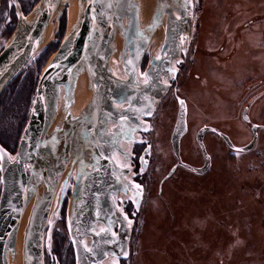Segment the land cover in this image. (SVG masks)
I'll return each instance as SVG.
<instances>
[{"label": "water", "instance_id": "water-1", "mask_svg": "<svg viewBox=\"0 0 264 264\" xmlns=\"http://www.w3.org/2000/svg\"><path fill=\"white\" fill-rule=\"evenodd\" d=\"M69 1L37 0L24 13L19 1L11 0L16 22L0 49V95L51 41L43 44L46 28L50 22L58 24ZM76 6L73 28L66 30L38 77L15 152L0 145V264L14 257L19 234L22 264H43V232L72 171L67 229L75 264H106L109 258L119 264L128 255L134 220L118 202L132 198L136 212L142 195L132 182L131 147L141 137L139 130L147 132L145 118L154 112L186 55L193 31L192 0H155L144 25L138 0H76ZM82 75L90 102L60 127L58 103H71L75 79ZM245 112L246 107L242 118L249 122ZM186 125V105L179 100L170 133L176 163L162 181L176 166L202 174L209 165L207 157L198 167L180 159ZM262 127L251 123V138L243 145L219 134L231 149L247 152ZM206 129L196 132L204 156ZM146 164L147 159L141 161V169ZM131 186L136 187L133 196Z\"/></svg>", "mask_w": 264, "mask_h": 264}, {"label": "rangeland", "instance_id": "rangeland-1", "mask_svg": "<svg viewBox=\"0 0 264 264\" xmlns=\"http://www.w3.org/2000/svg\"><path fill=\"white\" fill-rule=\"evenodd\" d=\"M22 1L27 13L37 0ZM10 4L0 0V48L10 34L3 31V21L15 14ZM192 21L183 74L178 69L180 75L155 108L146 134L150 154L144 186L139 209L130 217L128 255L119 264H264V127L247 152L231 150L216 134L205 135L209 169L199 175L178 166L162 181L176 162L170 144L175 95L186 104L180 155L193 165L202 164L195 142L200 126L221 130L236 145L250 140L251 123L264 126V0H192ZM66 30L65 17L56 43ZM42 49L1 100L0 113L14 130L23 129L38 77L54 52L42 55ZM245 107L249 122L242 118ZM124 200L118 205L126 213ZM55 208L48 222L57 217ZM63 225L60 220L54 224V250L64 251L61 236L68 229Z\"/></svg>", "mask_w": 264, "mask_h": 264}, {"label": "flooded vegetation", "instance_id": "flooded-vegetation-1", "mask_svg": "<svg viewBox=\"0 0 264 264\" xmlns=\"http://www.w3.org/2000/svg\"><path fill=\"white\" fill-rule=\"evenodd\" d=\"M11 1V0H10ZM19 3H20V6H21V9L24 13L25 12V5L23 3L22 0H18ZM37 2V1H36ZM35 2V3H36ZM34 3V4H35ZM10 7L13 9L14 11V8H13V5H12V2L10 4ZM15 12V11H14ZM65 14H63L60 19H59V22H58V29L55 31L56 29V26L54 28V32H55V35H54V40L52 42H50L48 44V46H45L42 51L40 53H43L42 55H44L47 51H55L56 48L58 47L59 45V42L56 43V41H59L62 33H63V29H64V23H65ZM15 22H16V15L14 14V17H7L5 18V20L3 21V31H5L6 33H11L14 26H15ZM10 35V34H9ZM56 39V40H55ZM2 48V47H1ZM0 48V49H1ZM52 53V52H51ZM50 53V54H51ZM148 60V57L146 56L143 60V64H142V68L145 66L146 62ZM27 63V62H26ZM186 64V58H185V55H184V60H182L181 62H179L178 64V69L181 70L180 73H182V69L184 68ZM25 66V65H24ZM179 71L176 75V78L178 76V74L180 75ZM183 74V73H182ZM183 77V75H182ZM15 78V77H14ZM14 78L12 80H14ZM175 78V79H176ZM175 79L170 81V85L166 91L165 94H167L170 90V88L173 86L174 82H175ZM11 84V83H9ZM9 84L7 85V87L5 88V90L2 92V94L0 95V104L1 103V96H3V94L5 93V91L7 90ZM164 97H162L163 99ZM3 99V97H2ZM175 99H176V102H177V107H176V112H175V118H174V122L176 120V115H177V109H178V102L179 100H182L184 101L185 103V100L182 98V96H178V95H175ZM186 105V104H185ZM1 106V105H0ZM244 109V108H243ZM155 114V111L151 114L150 117L148 118H145V121H147L146 125H147V132H140V130L137 132L141 134V137L138 139V141H135L133 144H132V147H131V152H132V155H131V166H132V182H134L135 184H137L138 186L141 187V190H143V186H144V181H143V178H144V174L147 170V166H148V160H149V154H150V144H149V140L146 139V134L149 132V128H150V122L153 118ZM5 115L3 112L0 113V145L2 147H4L8 152H11L13 153V151L16 150L17 148V145H18V141H19V138H20V134H21V128L19 129H12L9 127V125L5 122ZM25 122V121H24ZM23 122V123H24ZM258 124V123H257ZM174 125V124H173ZM261 125V124H260ZM202 127H208V129H206V131H204L203 135H202V144H203V147H204V151L206 153V156L203 155V152H202V149L200 147V145L198 144L197 140H196V132L202 128ZM173 128V127H172ZM172 131V130H171ZM170 131V132H171ZM195 132V142L200 150V154H201V161H202V164L199 165V166H202L204 163H205V157L208 158V167L206 168V170L204 171V173L209 169L210 167V164H211V156L210 154L207 152L206 150V147H205V144H204V136L207 135V134H210V135H213V134H216L218 137H220L223 142L225 143V145L230 148L227 144V142L221 137V135L219 133H223L225 134L224 132H222L221 130L219 129H216L214 128L213 126L211 125H202L200 126ZM227 135V134H226ZM183 136V135H182ZM228 136V135H227ZM182 138V137H181ZM229 138V136H228ZM230 139V138H229ZM231 140V139H230ZM180 144H181V139H180ZM231 149V148H230ZM146 150V153L142 156V154L144 153V151ZM233 150V149H231ZM145 159H147V164H146V167L144 169H141V161H144ZM180 159L182 160L181 158V155H180ZM176 160V158H175ZM183 162H186L192 166H197V165H193L187 161H184L182 160ZM176 163V162H175ZM173 166V165H172ZM172 166L170 167V169L172 168ZM178 167V166H176ZM180 167H182L180 165ZM198 167V166H197ZM185 168V167H183ZM169 169V170H170ZM186 170H188L187 168H185ZM175 170V169H174ZM190 171V170H188ZM174 172V171H173ZM192 172V171H190ZM168 173V172H167ZM166 173V174H167ZM194 173V172H192ZM202 173V174H204ZM165 174V175H166ZM196 174V173H194ZM74 171L71 172V175L69 176L68 180H67V183L65 185V189H64V192L61 194V189H60V192L58 194V197L57 199H55V212H56V218L54 220V222L52 221H49L46 226H45V229H44V232H43V241H42V248H43V264H75V258H74V250H73V246H72V243H71V240H70V236H69V233H68V230L65 231V228L67 227V209H68V205H69V200H70V197H71V194H72V189L74 187V183H75V178H74ZM201 175V174H199ZM167 179V178H166ZM165 180V179H164ZM163 180V181H164ZM0 190H1V182H0ZM135 192H136V187L134 186H131L130 187V195L133 196L135 195ZM124 204H125V211H126V214L129 216V217H132L134 216V213H135V209H134V204H133V200L132 198L128 197L126 200L123 201ZM120 203V201L118 202ZM58 220H60V222H62L64 225H63V228H64V231L62 233V236H61V241L63 242L64 244V251L62 249H60L58 246H56L55 250L54 248H52L50 246V243H51V240L53 238L55 239H58L55 235H57L56 233H54V224L56 225V223H58ZM115 230V229H114ZM59 233V232H57ZM55 234V235H54ZM124 259H120V263L122 262L123 263Z\"/></svg>", "mask_w": 264, "mask_h": 264}, {"label": "bare ground", "instance_id": "bare-ground-1", "mask_svg": "<svg viewBox=\"0 0 264 264\" xmlns=\"http://www.w3.org/2000/svg\"><path fill=\"white\" fill-rule=\"evenodd\" d=\"M138 1L142 8L141 22H142V25H144L146 24L155 6V0H138ZM76 12H77L76 0H70L65 10L66 25H67L68 31H70L75 24ZM54 28H55L54 22H50L45 31V37L43 40V44H45L51 39L53 32H54ZM86 85H87L86 78L83 75L80 76L79 78H76L74 82L71 103L67 106V104L65 105V102H63L60 99L58 103V116L59 114H61V122L59 123L60 127L64 123L67 122V120H65L67 117H70V119H73L77 117L80 113H82L84 111L86 104L90 102L91 93L87 89ZM109 259L105 263L113 264L114 259H110V260ZM8 264H22L21 235L20 234L18 235V239H17V243L15 247V255L13 258L8 260Z\"/></svg>", "mask_w": 264, "mask_h": 264}, {"label": "trees", "instance_id": "trees-1", "mask_svg": "<svg viewBox=\"0 0 264 264\" xmlns=\"http://www.w3.org/2000/svg\"><path fill=\"white\" fill-rule=\"evenodd\" d=\"M3 95H4V94H3ZM2 97H3V96H1V100H2Z\"/></svg>", "mask_w": 264, "mask_h": 264}]
</instances>
